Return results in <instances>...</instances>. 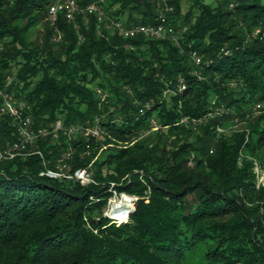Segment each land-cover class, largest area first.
Here are the masks:
<instances>
[{"label":"trees","instance_id":"trees-1","mask_svg":"<svg viewBox=\"0 0 264 264\" xmlns=\"http://www.w3.org/2000/svg\"><path fill=\"white\" fill-rule=\"evenodd\" d=\"M187 1L185 11L182 0H166L169 11L163 0L102 3L128 25L163 14L177 45L98 30L95 14L51 23V0H0V90L29 104L36 127L60 119L101 131H60L34 153L0 159V264H183L199 245L194 264H264V186L252 160L263 162L264 127L251 116L264 101V0ZM218 107L197 132L179 122ZM151 118L158 130L139 138ZM242 120L246 130L218 132ZM15 139L0 116V150ZM68 149L64 175H48ZM78 168L90 182L73 176ZM113 193L136 197L110 213H128L124 221L104 213Z\"/></svg>","mask_w":264,"mask_h":264},{"label":"built area","instance_id":"built-area-1","mask_svg":"<svg viewBox=\"0 0 264 264\" xmlns=\"http://www.w3.org/2000/svg\"><path fill=\"white\" fill-rule=\"evenodd\" d=\"M166 4V0H163ZM104 0L97 2H91L85 6L78 5L76 0H51L48 4L46 11V19L51 23L56 19L59 13H63L67 20H73L75 13L82 12L84 14H95L98 20L97 29L99 30L103 26L107 31H113L123 37H135L137 35H144L152 39L167 38L178 45L179 33L175 31L172 23L167 18L160 14L156 20L148 24H131L128 25L122 19H115L107 14L103 9L102 3ZM165 10H171V6L166 4ZM79 40H82V36L79 35ZM1 47V43H0ZM189 58L194 64L201 63V55L194 49L189 50ZM185 87L182 78L178 79L177 89L183 90ZM95 93L101 100L105 98V93L98 87L94 88ZM264 106V101L256 102L252 107L253 109H260ZM29 104L20 98H16L10 92L6 90H0V116L7 114L11 117V126L16 133V139L9 143L3 150H0V159H10L16 155L23 153H34L33 150L36 140L40 137L51 136L57 138L59 132L62 131L67 135L73 134L78 131L85 136H91L95 138L100 137V128L98 123H94L93 126H63L60 119H57L49 125L35 126L32 115L29 112ZM222 112V108H216V115ZM212 113L208 112L206 116H211ZM202 117H190L182 116L179 120L182 124L189 122L195 124L202 121ZM151 127H157V121L155 118H151L149 122ZM38 152V151H36ZM72 150L68 149L64 151L61 158L58 159L57 170L59 171H47L48 175H64L63 171L67 168L66 161L70 158ZM69 176V175H65ZM73 176L79 179L81 183L85 184L91 181V173L86 168H78L74 170Z\"/></svg>","mask_w":264,"mask_h":264},{"label":"rangeland","instance_id":"rangeland-1","mask_svg":"<svg viewBox=\"0 0 264 264\" xmlns=\"http://www.w3.org/2000/svg\"><path fill=\"white\" fill-rule=\"evenodd\" d=\"M182 10L185 11L187 6H188V1L187 0H182ZM45 21H47L44 18ZM43 27V22L41 24H38L36 27H32L29 31L30 36H37L39 33V30L42 29ZM251 116L253 118H260L261 119V126L264 127V106L261 107L260 109H251ZM211 116L210 117H214L216 116V108L212 111H210ZM209 116H206L205 118H202V121L199 123H187L185 124L186 126H188L191 130H193L194 132L198 131L199 125H201L202 123H204L206 121V119ZM246 122L245 121H234L233 123H230V127L227 129H223V128H218V132H224L225 134H230L232 131H242V130H246ZM156 130H158V126L157 127H150L148 130H145V132L139 136V138H146V137H150L153 135L154 132H156ZM253 160V164H254V173H255V181H256V185L257 186H264V159L263 162L260 163L257 159L252 158ZM131 195L125 194V193H120V194H115L113 193L112 197L109 199L107 206L104 208V213L105 214H109L112 212V210L114 211V207L118 206V210L115 213L112 214H119V215H123V213L128 210V208H132L133 206V201L136 199L135 196L130 197ZM128 204H130V206L126 209H124ZM120 210V211H119ZM264 211V210H263ZM98 214L97 211L94 212V215L96 216ZM128 215V213H127ZM127 215L122 217L121 220H117L116 218H114L112 215L111 218L115 219L117 222L120 221H124L127 219ZM204 251V246L203 245H199L196 250L192 253L191 256L187 257L184 261L183 264H194L195 261L198 259V257L200 256V254H202V252Z\"/></svg>","mask_w":264,"mask_h":264},{"label":"bare ground","instance_id":"bare-ground-1","mask_svg":"<svg viewBox=\"0 0 264 264\" xmlns=\"http://www.w3.org/2000/svg\"><path fill=\"white\" fill-rule=\"evenodd\" d=\"M129 206H130V204H128L124 209L128 208ZM117 210H118V206H115V207H114V211L112 210L111 213H115V212H117ZM119 211H120V210H119Z\"/></svg>","mask_w":264,"mask_h":264},{"label":"water","instance_id":"water-1","mask_svg":"<svg viewBox=\"0 0 264 264\" xmlns=\"http://www.w3.org/2000/svg\"><path fill=\"white\" fill-rule=\"evenodd\" d=\"M130 197H133V196H130ZM136 198V197H135ZM131 210V208H128V211Z\"/></svg>","mask_w":264,"mask_h":264}]
</instances>
